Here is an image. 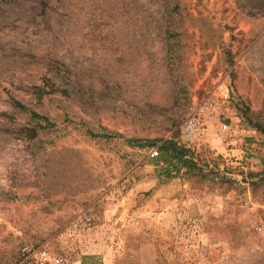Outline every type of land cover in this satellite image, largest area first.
<instances>
[{
  "label": "rangeland",
  "instance_id": "374dc122",
  "mask_svg": "<svg viewBox=\"0 0 264 264\" xmlns=\"http://www.w3.org/2000/svg\"><path fill=\"white\" fill-rule=\"evenodd\" d=\"M19 2H0V264L41 243L68 264H264V182L241 180L264 158V0ZM226 76L262 135L245 168L214 140L167 176L161 140ZM32 111L54 126L31 138Z\"/></svg>",
  "mask_w": 264,
  "mask_h": 264
},
{
  "label": "built area",
  "instance_id": "2783aa9c",
  "mask_svg": "<svg viewBox=\"0 0 264 264\" xmlns=\"http://www.w3.org/2000/svg\"><path fill=\"white\" fill-rule=\"evenodd\" d=\"M243 105L229 76L216 84L199 100L195 101L189 112L177 126V140L192 151L194 160L213 141L225 145L220 152L226 163L244 169L243 149L247 148L249 137L257 130L250 126L242 113ZM255 139V138H254ZM236 150L237 152H234ZM151 156L158 155L154 147ZM73 228L83 229L90 225V217L73 220ZM19 264H68L62 255L53 253L47 243L35 246L24 245L20 250Z\"/></svg>",
  "mask_w": 264,
  "mask_h": 264
},
{
  "label": "trees",
  "instance_id": "16d2710c",
  "mask_svg": "<svg viewBox=\"0 0 264 264\" xmlns=\"http://www.w3.org/2000/svg\"><path fill=\"white\" fill-rule=\"evenodd\" d=\"M33 1L36 2V5L38 7H41V9L43 8L44 5L43 0H33ZM0 2H10L12 3V7L21 8L19 6L20 4L19 0H0ZM242 113L245 116L244 111H242ZM31 115L35 119L34 127L32 128V130H30L31 138L36 136L37 134L36 127H38L39 129H46L54 126L53 122L43 114H39L35 111H32ZM256 127L258 128V130L261 131L262 134H264V126L257 124ZM87 133L90 134L91 136L106 135L104 133L99 134L98 132H94L88 129H87ZM128 141L131 144H134L135 142L134 140H128ZM159 150H160V157L163 158L168 163V165L163 169V172L167 176L171 174L172 170L178 172L180 170V167L185 168L187 171L195 170L196 161L194 160L192 151L178 142L177 130H175V132L172 134L170 138L161 140ZM198 157L199 156H197V159H200ZM261 165L262 168L260 170H257V172L248 171L247 176H242L241 180L245 181L249 178L251 180L256 179L255 181L258 182H264V158H261ZM99 261L100 259H98L97 256L91 254H84L80 257V264H101Z\"/></svg>",
  "mask_w": 264,
  "mask_h": 264
},
{
  "label": "crops",
  "instance_id": "0c3cea01",
  "mask_svg": "<svg viewBox=\"0 0 264 264\" xmlns=\"http://www.w3.org/2000/svg\"><path fill=\"white\" fill-rule=\"evenodd\" d=\"M262 137V135L259 133V132H256V134H255V139H258V138H261ZM262 139V138H261ZM248 141H252V138H249V139H247ZM236 151V150H235ZM256 161H253V163H255ZM255 169H258V166H255ZM77 264H80V262L79 261H77Z\"/></svg>",
  "mask_w": 264,
  "mask_h": 264
}]
</instances>
